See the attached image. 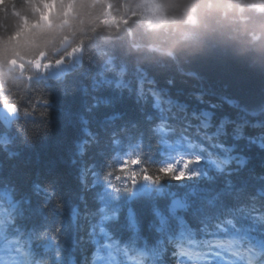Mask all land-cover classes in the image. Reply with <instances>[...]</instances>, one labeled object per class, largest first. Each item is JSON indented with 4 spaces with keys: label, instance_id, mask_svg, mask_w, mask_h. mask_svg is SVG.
<instances>
[{
    "label": "trees",
    "instance_id": "1",
    "mask_svg": "<svg viewBox=\"0 0 264 264\" xmlns=\"http://www.w3.org/2000/svg\"><path fill=\"white\" fill-rule=\"evenodd\" d=\"M143 1L0 0V113L19 109L0 117V248L21 264H206L187 255L228 244L264 264V0ZM169 165L191 178H143Z\"/></svg>",
    "mask_w": 264,
    "mask_h": 264
},
{
    "label": "rangeland",
    "instance_id": "2",
    "mask_svg": "<svg viewBox=\"0 0 264 264\" xmlns=\"http://www.w3.org/2000/svg\"><path fill=\"white\" fill-rule=\"evenodd\" d=\"M158 7L153 0H144L141 6V13L147 15L148 17H157L158 16ZM80 61V50H73L65 54V58L57 61L52 65H43L39 62L36 66V71L41 76L48 77H58L64 72L69 71L74 68L76 64ZM17 116V112L14 109L5 108L1 111L0 117L5 124H8L13 118ZM216 264V263H213Z\"/></svg>",
    "mask_w": 264,
    "mask_h": 264
},
{
    "label": "snow or ice",
    "instance_id": "3",
    "mask_svg": "<svg viewBox=\"0 0 264 264\" xmlns=\"http://www.w3.org/2000/svg\"><path fill=\"white\" fill-rule=\"evenodd\" d=\"M161 127H163V126L161 125ZM196 162L197 161H186L185 162V169L188 167L189 164L196 163ZM133 164L140 165L141 164V160L140 159H130V160L126 161V162L123 161L122 162L123 167H120V169L118 171H119V173L121 175H123L125 173H128L129 178L132 179L135 182V179H136V177H137L138 174L129 173V168ZM160 173H161V175L160 176H157L155 178H151V177H149L147 175H145L143 178L145 180L154 179L155 182H159L161 179L164 178V175H162L163 173L170 174V177L173 178V179H176V180H181V179H184L186 177L187 178H191V177H188L187 176L186 171H181V172H179L177 174L176 173V166L175 165H169V166H167L165 168L160 169ZM112 174L116 175L117 173L116 172L110 173V175H112ZM107 178H108V176L106 175L105 176V179H107ZM114 190L120 191V188L119 187H116ZM229 223H231V221H229ZM57 231H59V229H57ZM53 239H55V237H53Z\"/></svg>",
    "mask_w": 264,
    "mask_h": 264
},
{
    "label": "water",
    "instance_id": "4",
    "mask_svg": "<svg viewBox=\"0 0 264 264\" xmlns=\"http://www.w3.org/2000/svg\"><path fill=\"white\" fill-rule=\"evenodd\" d=\"M10 65H11L12 67H14V68L20 70L21 72H24V68H23V66L16 64L15 61H11V62H10Z\"/></svg>",
    "mask_w": 264,
    "mask_h": 264
},
{
    "label": "clouds",
    "instance_id": "5",
    "mask_svg": "<svg viewBox=\"0 0 264 264\" xmlns=\"http://www.w3.org/2000/svg\"><path fill=\"white\" fill-rule=\"evenodd\" d=\"M38 66V65H37ZM17 111L19 110L18 108L16 109ZM197 162L196 163H199L200 162V159H197L196 160ZM121 167H123V165L121 166ZM136 167H137V164H133L132 165V168L133 169H136ZM119 170V169H118ZM162 175H164V177H168V174L167 173H163ZM187 178V177H186ZM186 178H184V179H186ZM173 179V178H172ZM176 180V179H175Z\"/></svg>",
    "mask_w": 264,
    "mask_h": 264
}]
</instances>
